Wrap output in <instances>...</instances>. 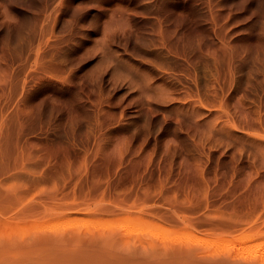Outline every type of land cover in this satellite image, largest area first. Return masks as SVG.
<instances>
[{
    "label": "rangeland",
    "instance_id": "1",
    "mask_svg": "<svg viewBox=\"0 0 264 264\" xmlns=\"http://www.w3.org/2000/svg\"><path fill=\"white\" fill-rule=\"evenodd\" d=\"M0 264H264V0H0Z\"/></svg>",
    "mask_w": 264,
    "mask_h": 264
}]
</instances>
